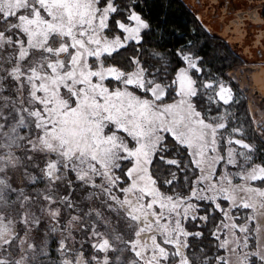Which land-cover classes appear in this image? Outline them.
I'll use <instances>...</instances> for the list:
<instances>
[{"label":"snow or ice","instance_id":"obj_1","mask_svg":"<svg viewBox=\"0 0 264 264\" xmlns=\"http://www.w3.org/2000/svg\"><path fill=\"white\" fill-rule=\"evenodd\" d=\"M159 3L0 0V264H264V0Z\"/></svg>","mask_w":264,"mask_h":264},{"label":"trees","instance_id":"obj_2","mask_svg":"<svg viewBox=\"0 0 264 264\" xmlns=\"http://www.w3.org/2000/svg\"><path fill=\"white\" fill-rule=\"evenodd\" d=\"M139 10V9H138ZM146 13H150L153 20H156L157 15L163 10L160 6L159 0H146V5L144 8ZM169 26L175 25L177 28L183 29L188 21L191 19L188 10L181 3V0H171V7L167 9ZM220 219L219 214L216 216V220ZM241 222V221H238ZM199 223V221H197ZM211 227V225H209ZM253 229V227H252ZM205 231V242H211L208 240V234L206 229H201ZM251 245H253L254 235L250 237ZM219 253L223 255V249L219 250Z\"/></svg>","mask_w":264,"mask_h":264},{"label":"rangeland","instance_id":"obj_3","mask_svg":"<svg viewBox=\"0 0 264 264\" xmlns=\"http://www.w3.org/2000/svg\"><path fill=\"white\" fill-rule=\"evenodd\" d=\"M219 170H220V171L223 170V165H220V166H219ZM220 199L223 200L222 197H221ZM224 207H227V204H225ZM248 211H251V210H248ZM241 222H242V221H241ZM256 223H257L256 220H252V221L249 222V225H250L251 228L253 227V229H255V227H256ZM253 235H254V240H253V245H252V246L254 247L255 244H256V237H255V234H253ZM221 239H223V234H221ZM250 241H251V240H250ZM261 242L264 243V239H262ZM223 255H225L226 258L232 260V261H233V264H235V261H236V259H237V257H236L235 255H232V256H230V257L227 256V252H226V250H224V249H223Z\"/></svg>","mask_w":264,"mask_h":264}]
</instances>
